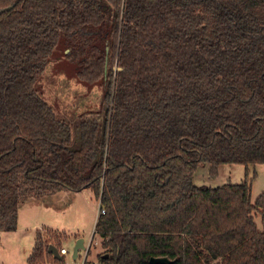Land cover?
Returning <instances> with one entry per match:
<instances>
[{"label":"trees","instance_id":"16d2710c","mask_svg":"<svg viewBox=\"0 0 264 264\" xmlns=\"http://www.w3.org/2000/svg\"><path fill=\"white\" fill-rule=\"evenodd\" d=\"M4 9L0 233L16 230L29 200L89 189L104 212L99 264H264V192L252 203L248 180L264 166V0H0ZM58 46L81 83L101 87L102 114L61 120L37 92ZM201 166L212 180L235 166L245 177L198 187ZM49 246L37 234L27 264H60Z\"/></svg>","mask_w":264,"mask_h":264},{"label":"rangeland","instance_id":"374dc122","mask_svg":"<svg viewBox=\"0 0 264 264\" xmlns=\"http://www.w3.org/2000/svg\"><path fill=\"white\" fill-rule=\"evenodd\" d=\"M66 52L60 46L56 48L36 85L37 92L61 120L74 123L93 114H102L101 87L99 84L90 86L81 83L76 77L75 66L64 57ZM249 170L253 203L264 192V166H251ZM244 177V168L235 166L224 168L222 177L212 180L208 177L207 167L201 166L193 181L198 187L216 188L228 182L239 184ZM98 213L99 202L89 189L23 203L18 209L16 230L0 233V264H27L37 234L46 239L50 246L57 243L55 237L60 238V249L67 250L60 264H81L85 256V264H99L97 257L104 251L100 246L101 241L92 236ZM256 222L260 224L259 218ZM78 239L83 240L85 250L79 251V259L73 261L71 253Z\"/></svg>","mask_w":264,"mask_h":264},{"label":"water","instance_id":"95a60500","mask_svg":"<svg viewBox=\"0 0 264 264\" xmlns=\"http://www.w3.org/2000/svg\"><path fill=\"white\" fill-rule=\"evenodd\" d=\"M9 9H4V10H0V14H2L3 12L7 11ZM85 247H84V243L82 239H78L75 242V245L72 249V253H71V259L73 261H75L78 257V253L79 251H84ZM48 253L51 254L52 256H54L55 259L60 260V256L58 254L57 249L54 246H49L48 248ZM103 259H107V256H104ZM150 264H165L167 263L166 259H151Z\"/></svg>","mask_w":264,"mask_h":264},{"label":"built area","instance_id":"2783aa9c","mask_svg":"<svg viewBox=\"0 0 264 264\" xmlns=\"http://www.w3.org/2000/svg\"><path fill=\"white\" fill-rule=\"evenodd\" d=\"M104 214V212L103 211H100L99 213H98V215H103ZM96 234H95V230L93 231V237L95 236ZM92 237V238H93ZM58 254H59V256L60 257H64V256H66L67 255V250L66 249H64V248H62V249H60L59 251H58ZM86 255V254H85ZM86 257V256H85ZM85 257H84V259H83V261H82V263L81 264H85ZM77 259H79V256H78V258ZM76 259V260H77ZM75 260V261H76Z\"/></svg>","mask_w":264,"mask_h":264},{"label":"crops","instance_id":"0c3cea01","mask_svg":"<svg viewBox=\"0 0 264 264\" xmlns=\"http://www.w3.org/2000/svg\"><path fill=\"white\" fill-rule=\"evenodd\" d=\"M60 194V193H59ZM64 194V193H63Z\"/></svg>","mask_w":264,"mask_h":264}]
</instances>
